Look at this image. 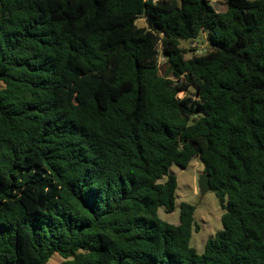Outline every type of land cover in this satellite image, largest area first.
I'll return each instance as SVG.
<instances>
[{
	"label": "trees",
	"instance_id": "16d2710c",
	"mask_svg": "<svg viewBox=\"0 0 264 264\" xmlns=\"http://www.w3.org/2000/svg\"><path fill=\"white\" fill-rule=\"evenodd\" d=\"M226 5L0 0V264H264V0ZM194 157L225 211L203 254L195 206L158 217Z\"/></svg>",
	"mask_w": 264,
	"mask_h": 264
},
{
	"label": "rangeland",
	"instance_id": "374dc122",
	"mask_svg": "<svg viewBox=\"0 0 264 264\" xmlns=\"http://www.w3.org/2000/svg\"><path fill=\"white\" fill-rule=\"evenodd\" d=\"M215 10L219 13L226 12V0H211ZM138 26H145V21L139 20ZM182 48L188 52L185 55L186 59H190L194 54H201L205 49L209 48L205 34L195 42H181ZM163 62V59L160 60ZM163 74V70H162ZM66 87L74 93L77 91L78 83L76 81L67 80ZM189 93L193 94L191 89ZM188 92L179 93V98L184 97ZM170 175L177 178L178 188L176 190L175 209L172 213H167L164 208L158 210V217L164 222L178 226L180 223V208L182 203H188L195 206L194 229L190 246L194 248L198 254L205 252V246L208 240L214 238L216 234L223 230L222 216L224 210L221 203L213 191H209L204 196L199 191V179L204 174V167L198 157H194L189 166L182 170L177 166L170 168ZM168 177L165 176L159 180V183H165ZM195 227H199V231ZM64 259L55 254L47 264H62Z\"/></svg>",
	"mask_w": 264,
	"mask_h": 264
},
{
	"label": "water",
	"instance_id": "95a60500",
	"mask_svg": "<svg viewBox=\"0 0 264 264\" xmlns=\"http://www.w3.org/2000/svg\"><path fill=\"white\" fill-rule=\"evenodd\" d=\"M198 185H199V191H200L202 196H204L206 193L211 191L212 187L210 184V175L204 173L200 177Z\"/></svg>",
	"mask_w": 264,
	"mask_h": 264
}]
</instances>
